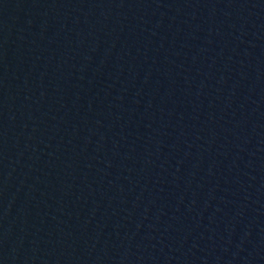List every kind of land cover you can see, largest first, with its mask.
<instances>
[{
  "label": "water",
  "instance_id": "1",
  "mask_svg": "<svg viewBox=\"0 0 264 264\" xmlns=\"http://www.w3.org/2000/svg\"><path fill=\"white\" fill-rule=\"evenodd\" d=\"M0 264H264V0H0Z\"/></svg>",
  "mask_w": 264,
  "mask_h": 264
}]
</instances>
